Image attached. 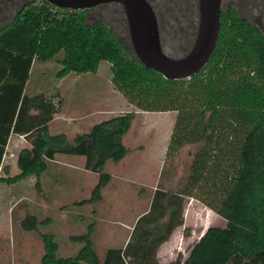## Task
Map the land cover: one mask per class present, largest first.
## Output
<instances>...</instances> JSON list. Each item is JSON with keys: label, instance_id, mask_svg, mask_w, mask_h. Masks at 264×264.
<instances>
[{"label": "trees", "instance_id": "obj_1", "mask_svg": "<svg viewBox=\"0 0 264 264\" xmlns=\"http://www.w3.org/2000/svg\"><path fill=\"white\" fill-rule=\"evenodd\" d=\"M156 12L162 50L179 57L191 46L197 26V0H148ZM255 9L264 0H250ZM117 15L128 30L124 10ZM96 7L71 10L46 0H26L13 18L0 24V181L37 178L57 154L84 157L83 168L98 174L89 199L98 202L111 179L108 160L119 162L129 149L123 136L135 113L124 112L93 124L68 142L48 125L58 105L42 91L27 94L36 62L54 59L58 77L96 73L109 63L114 88L142 111L176 113L166 158L195 145L188 171L167 188L157 186L149 207L139 215L123 247H108L100 259L91 239L94 225L72 242L81 243L74 256L59 257L52 233L38 231L35 215L19 220L24 231L40 235V264H163L158 249L183 225L184 207L193 198L224 220L209 226L183 259L167 264H264V33L236 5L222 4L219 37L207 64L189 79L167 80L145 67L121 41L105 18L88 15ZM62 55L59 57V54ZM59 57V58H58ZM61 103V101H58ZM12 135H22L29 147L19 150V173L9 177L4 156ZM39 184V181L37 182ZM44 221V220H43Z\"/></svg>", "mask_w": 264, "mask_h": 264}, {"label": "rangeland", "instance_id": "obj_2", "mask_svg": "<svg viewBox=\"0 0 264 264\" xmlns=\"http://www.w3.org/2000/svg\"><path fill=\"white\" fill-rule=\"evenodd\" d=\"M25 1L0 0V24L10 21ZM248 1L222 0V4L236 5L239 13L264 33V8H252ZM95 7L88 21L96 16L105 18L118 38L127 43L129 36L125 35L115 7L105 4ZM164 52L168 54L167 49ZM60 68L57 59L36 62L26 86L27 94L42 91L58 105V112L48 125L49 133H63L72 142L75 134L87 131L93 124L132 111L135 117L122 139L129 151L119 162H106L104 171L111 179L102 188L98 202L80 203L91 197L99 177L83 168L84 157L78 155L57 154L39 178L28 176L13 183L1 180L0 264H40L43 245L39 233L24 231L19 225L26 214L42 221L39 232L55 236L59 257L78 252L81 243L72 242L70 236L86 232L91 223L94 225L91 239L100 259L108 247H123L137 217L148 209L153 190L159 185L165 188L174 185L188 171L196 149L195 145L184 146L176 157L166 158L176 113L134 107L114 88L108 62L102 61L96 73L58 77ZM23 146L29 147L26 140L11 138L4 159L9 177L19 173L16 158ZM183 216V225L158 249L160 263L167 264L178 255L184 259L209 226L225 223L193 198L187 199Z\"/></svg>", "mask_w": 264, "mask_h": 264}, {"label": "water", "instance_id": "obj_3", "mask_svg": "<svg viewBox=\"0 0 264 264\" xmlns=\"http://www.w3.org/2000/svg\"><path fill=\"white\" fill-rule=\"evenodd\" d=\"M71 10L118 3L125 14L131 51L147 68L167 80L189 79L211 57L219 37L222 0H197V26L190 48L179 57L167 55L161 46L156 12L148 0H46Z\"/></svg>", "mask_w": 264, "mask_h": 264}, {"label": "crops", "instance_id": "obj_4", "mask_svg": "<svg viewBox=\"0 0 264 264\" xmlns=\"http://www.w3.org/2000/svg\"><path fill=\"white\" fill-rule=\"evenodd\" d=\"M13 136H15V137H18V138H21V139H24L25 140V138L22 136V135H12L11 137H10V139H9V142H8V146H7V148H6V152L8 151V147H9V144H10V141H11V138L13 137ZM23 147H26V146H23ZM22 147V148H23ZM5 157H6V155L4 156V159H5ZM209 209V208H208ZM163 245V244H162ZM161 245V246H162ZM160 246V247H161Z\"/></svg>", "mask_w": 264, "mask_h": 264}]
</instances>
